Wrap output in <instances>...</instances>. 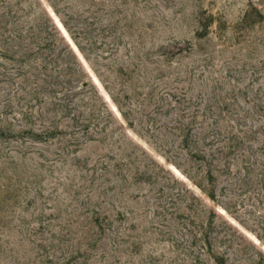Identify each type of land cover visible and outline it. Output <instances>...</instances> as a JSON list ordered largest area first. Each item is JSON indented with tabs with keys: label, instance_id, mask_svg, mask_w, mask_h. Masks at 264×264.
I'll return each instance as SVG.
<instances>
[{
	"label": "rangeland",
	"instance_id": "374dc122",
	"mask_svg": "<svg viewBox=\"0 0 264 264\" xmlns=\"http://www.w3.org/2000/svg\"><path fill=\"white\" fill-rule=\"evenodd\" d=\"M0 264H264V0H0Z\"/></svg>",
	"mask_w": 264,
	"mask_h": 264
},
{
	"label": "trees",
	"instance_id": "16d2710c",
	"mask_svg": "<svg viewBox=\"0 0 264 264\" xmlns=\"http://www.w3.org/2000/svg\"><path fill=\"white\" fill-rule=\"evenodd\" d=\"M45 14L47 15V12L45 11ZM49 15V14H48ZM57 23V25L59 26V28L62 30H64V32H65V29H64V27L62 26V25H60V23L57 21L56 22ZM55 28V31H56V33H57V35L60 37V38H62V39H64V37H63V35H62V33L59 31V29H57L56 27H54ZM63 32V31H62ZM65 36H66V38H67V40H69L70 41V37L67 35V33L65 32ZM71 42V41H70ZM73 48H74V50L76 51L77 49L73 46ZM70 52L73 54V56L75 57V59H76V63L77 64H81V62H80V60H79V58L77 57V55L73 52V50L72 49H70ZM212 195V194H211ZM210 211H211V213L212 214H214V213H216V211L213 209V208H211V209H209ZM207 231H209V230H207ZM207 235V234H206ZM207 241H209V246L210 247H213V244H212V241H210L209 240V233H208V235H207V239H206Z\"/></svg>",
	"mask_w": 264,
	"mask_h": 264
},
{
	"label": "bare ground",
	"instance_id": "6f19581e",
	"mask_svg": "<svg viewBox=\"0 0 264 264\" xmlns=\"http://www.w3.org/2000/svg\"><path fill=\"white\" fill-rule=\"evenodd\" d=\"M66 35V34H65Z\"/></svg>",
	"mask_w": 264,
	"mask_h": 264
}]
</instances>
